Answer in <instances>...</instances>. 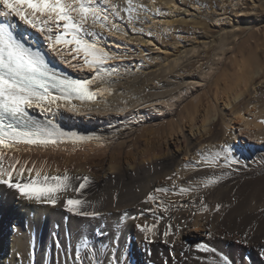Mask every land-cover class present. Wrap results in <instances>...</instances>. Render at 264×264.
Instances as JSON below:
<instances>
[{"label":"bare ground","instance_id":"1","mask_svg":"<svg viewBox=\"0 0 264 264\" xmlns=\"http://www.w3.org/2000/svg\"><path fill=\"white\" fill-rule=\"evenodd\" d=\"M172 1L175 0H167L171 8ZM254 1L257 3L254 13L237 24L239 29L232 27L219 39L210 41L216 46L207 53L221 57L229 54L231 65L230 69H224L211 79L209 94H198L195 99L179 106L182 95L193 91L196 85L176 76L182 73L184 67L190 66L191 61L180 66L178 63L195 52L198 45L193 44L182 45L177 51L165 54L140 53L139 56L146 60L129 67L127 75L122 78H112L111 66L108 65L110 61H107L104 67L111 72V76L100 88L102 93L114 90L107 101L103 99V94H98L88 101H61L58 110L56 105H52L53 111H42L35 106L26 109L34 120L51 122L65 132L85 136L94 134V137L75 143L64 139L47 146L19 145L5 149L8 155L18 157L21 163L28 161L29 167L34 163L42 174L63 175L67 170L73 178V187H78L82 178L87 176L92 186L79 194L71 190L58 194L61 203L53 207L26 201L14 190L0 185V264H30L37 232L41 233V229H50L55 224L64 228L67 218L75 232V236L70 237L73 255L69 252L70 246L67 247L68 238L59 236L55 245L58 249L57 241L63 243V246L59 245L63 251L60 248L59 251L68 253H64L67 258L63 264H73L75 246L81 238H88L90 244L102 250L101 259L110 258L115 249L117 257L122 262L126 259L127 264H164L165 261L169 264H208L209 254L194 247L200 241L210 242L218 251L235 256L247 253L255 264L256 253L264 245V217L257 218V212L264 211V195L257 193L250 199L232 202L230 197L237 181L236 173L234 175L236 169L232 165L236 162L233 160L234 163L229 166L221 155L215 167H208L201 159L202 155L222 151L225 145H231L233 156L237 157L239 151L256 152L259 150L257 145L264 144V114L258 105L259 99L264 96V0ZM153 8L154 2L144 9L149 13ZM125 14L129 15L128 12ZM138 16L142 13L138 12L136 18ZM0 22H5V18L0 17ZM12 23L26 46L40 50L50 67L73 78H91L94 74V70L89 71L87 67L83 70L69 67L47 48L35 30L25 27L18 19ZM100 41V47L111 55L116 48V37L103 33ZM219 64L220 61L209 60L199 76L211 77ZM168 69L171 71L167 72ZM137 79L138 82L130 83V80ZM92 87L95 89L96 85ZM70 108L73 110L69 111ZM85 110L92 112L84 117L78 114ZM122 112L127 113H124L126 116ZM155 114L160 117L156 124L148 121ZM86 118L94 127L72 123V119L80 123ZM242 162L256 164L250 158ZM256 167L264 170L263 162L260 161ZM132 171H135V176ZM117 174L122 178L121 182L117 181ZM126 175L130 176L128 185ZM215 177L221 179L204 187L208 178ZM124 186H127V192L124 197H119V191L122 192ZM155 189L164 191L154 193ZM181 189L189 191L182 193ZM149 193H154L157 198L148 201ZM67 196L91 201L104 215L90 219L68 213L62 207ZM217 205L220 207L217 208ZM125 213L137 219L121 223L120 218ZM160 216L163 219L157 224ZM101 221H107V226L101 224L99 227ZM90 224L95 228H91ZM136 224H157L155 242H145L144 234L135 227ZM121 225L125 227L124 232L130 241L126 251L119 247L125 237V234L117 233L121 229L116 231ZM169 225L174 226L170 236L172 243L165 244L160 233ZM109 228L114 229L113 232ZM57 229L61 230V227L57 225ZM207 231H212L215 236L207 237ZM245 232L249 234L250 246L237 245L234 241ZM173 252L175 260L172 259ZM181 252L183 256H180ZM61 256L53 251V264H62L59 263Z\"/></svg>","mask_w":264,"mask_h":264},{"label":"snow or ice","instance_id":"2","mask_svg":"<svg viewBox=\"0 0 264 264\" xmlns=\"http://www.w3.org/2000/svg\"><path fill=\"white\" fill-rule=\"evenodd\" d=\"M135 7L133 0H127L124 11L129 13V22L134 18L132 13ZM109 9L119 16V5L112 0H0V17L5 18V22H0V185L14 190L26 201L55 207L61 203L58 194L70 190L79 194L91 182L90 178L85 176L78 187H73V178L67 174V170L63 175L42 174L34 163L29 167L28 161L21 163L18 157L9 156L5 149L10 150L19 145H55L64 139L75 143L94 137V134L85 136L65 132L51 122L34 120L26 109L35 106L42 111H53L52 105H56L58 110L61 101H88L95 99L98 94H103L100 88L111 76V72L104 66L114 57L105 48L100 47V37L104 32L114 35L116 31H121L109 20ZM14 19L35 30L43 38L47 48L69 67L77 70L87 67L89 71L94 70V74L91 78H73L50 67L40 50L26 46L16 34V27L12 23ZM95 25H99L102 31H97ZM90 37L94 39H89ZM73 60L77 62L72 63ZM93 85H96L95 89ZM71 110L73 109L70 108L69 111ZM233 152L231 145H225L222 151L202 155L201 159L206 166L215 167L217 160L223 155L230 166L235 159ZM220 179L221 177L208 178L204 187L217 183ZM162 191L164 189H155L154 193ZM186 191L189 189H181L182 193ZM154 193H149L146 199L154 201L157 198ZM62 207L78 217L98 219L104 215L91 201L72 196L63 199ZM219 207L220 205H217V208ZM149 211L156 215L155 211ZM164 211L167 212L168 209L165 208ZM127 219L135 220L137 217H128L125 213L120 218L121 223ZM161 219L163 216L158 217L157 224ZM157 224H136L135 227L144 234V241L151 244L157 238ZM173 227L169 225L160 233L165 244L172 243L170 236L173 235ZM205 235L209 238L215 236L212 231H207ZM234 242L237 245L250 246L248 232ZM57 246L59 247V241ZM194 247L209 254L208 264H254L249 254L235 256L224 253L218 251L210 242L200 241L195 243ZM74 251L73 264H85L86 258L88 264H127L126 259L122 262L121 258L117 257L115 249L110 258L101 259L102 250L90 244L88 238H81ZM148 254L151 255V252ZM183 255L181 252L180 256ZM175 258L176 254L173 252L172 259ZM256 258L255 264H264V245L260 246ZM164 264L169 262L165 261Z\"/></svg>","mask_w":264,"mask_h":264},{"label":"rangeland","instance_id":"3","mask_svg":"<svg viewBox=\"0 0 264 264\" xmlns=\"http://www.w3.org/2000/svg\"><path fill=\"white\" fill-rule=\"evenodd\" d=\"M112 2L119 5L120 14L119 16H116L109 9V20L112 23H115L118 28L123 31H116L114 34V36L116 37V48L114 49V51H112L111 54L114 58L112 60H109L110 62L108 64L109 66H111V68L109 67V70L112 72V78H122L127 75L129 67L135 66L140 62H144L146 59L142 56H139L140 53H142L143 55H148L149 52L165 54L168 52L177 51V49L182 48V45H198L195 52L187 55L186 58H182L178 63V66H180L186 61H191L190 66L187 68L184 67L182 73H179L176 76L178 78H184L190 82H195L194 84H196L193 91L188 92L184 96L182 95L179 106L188 100L190 101L192 99H195L196 96H199L201 94L203 95L204 93L209 94V82L211 81V79H213V77H215L217 74L222 73L224 69H230L231 59L230 57H228L229 54L221 57L218 55L213 56L210 52L207 53L208 50L210 51L214 48V46H216V43L210 41L215 38L219 39L221 34L232 30V27H235L234 29H239V26H237V24H239L241 21L244 22L245 20L243 19L247 15L253 14L254 8L257 6V3L254 0H175L171 2V4L173 5V7L171 8L167 3V0H154V8L150 10L149 13H147V10H145L144 8L153 3V0H133V3L134 5H136V7L135 11L132 13V16L134 18L131 22H129V15H126V11H124V9L126 8L125 4L127 3V0H112ZM141 3H144L145 5ZM141 5L144 8L140 7ZM157 9L159 11H157ZM138 12L142 13V16H138L136 18V14ZM94 27L96 30L99 29L100 31H102L99 28V25H95ZM204 41L208 43L205 44ZM199 54L201 55L198 56ZM209 60L220 61L218 69H216L217 71L215 70L214 72H212L211 77L209 78L199 76V73L206 69V65ZM160 71L161 70H159V72ZM170 71L171 70L169 69L167 70V72ZM183 75L185 76L183 77ZM138 81L139 79L135 81L130 80V83L133 84L134 82ZM113 94L114 90L110 91L109 93H106L104 91L102 97L105 101H107L111 96H113ZM258 105L263 109L262 112L264 114V96L259 99ZM90 111L91 110L80 111L78 112V114H83L82 116L84 117L86 114L92 112ZM124 113L122 112V114ZM125 114L124 116H126ZM164 116L166 118L169 117L168 115ZM159 118L160 117L155 114L154 116L150 117L148 121L156 124L157 122L159 123ZM215 120H217L216 117ZM72 123H76L78 124V126L84 125L85 127L87 124L92 125L90 120H88L87 118L80 123H77L75 119H72ZM90 125H87V127L89 126L90 128ZM92 126L91 128L94 127ZM217 128L218 126L215 130H217ZM110 131L112 133L114 132V130ZM257 148L259 150L252 153L239 151L237 152V157H235L234 159V161L238 163V165H235L236 163L232 165V168L236 169L234 175L236 173L235 176H237L235 191L230 197V200L234 203L243 201L245 199H250L254 194L257 193L264 195V170L260 171L258 167H256V164L260 163V161H262L264 165V144L257 145ZM249 158L250 161L256 164L247 165V163L245 164L242 162H245V160H249ZM234 161L232 163H234ZM132 174H134L135 176V171H132ZM128 176L129 175H126L125 177L127 185L128 181L130 180V176ZM117 181H122V178L118 174ZM91 186L92 185L89 183L86 188L89 189L91 188ZM126 187L127 186H124L122 192L119 191V197H124L125 192H127ZM263 217L264 211L257 212L258 220L263 219ZM102 222L103 221L99 222V227H101V224L103 226H107V221H104L103 223ZM57 225L61 227V230L57 229ZM64 226L65 227L62 228L60 224H55V226H52L50 229H41V233L37 232V234L34 236V247L31 248L30 261L32 263L30 262V264H53L54 262L51 257L53 251L59 252L60 256L62 255L61 259L62 261H64H59V263L63 264L66 257L64 253L66 252L64 251L62 252V254L61 251H59V248L60 246H63V243L59 242L60 246L58 249L55 246L56 240L59 236L68 238L67 247L70 246V250L69 248L68 250L73 255L70 245V237L75 236V232L73 231L72 227L69 226V218L65 220ZM92 226L95 228L94 225L90 224L91 228H93ZM119 227L120 226L116 228V231L118 229L121 230H118L117 233L119 235L125 234V237H123L124 240H122L120 244L121 246L119 247L120 249L126 251V249H128L129 247L130 241L129 239H127V233L124 232L125 227H122V225L121 228ZM55 230L59 231L55 232ZM109 230L110 232H113L114 229L109 228ZM35 250L38 254L35 252ZM85 264H88V260L85 261Z\"/></svg>","mask_w":264,"mask_h":264},{"label":"water","instance_id":"4","mask_svg":"<svg viewBox=\"0 0 264 264\" xmlns=\"http://www.w3.org/2000/svg\"><path fill=\"white\" fill-rule=\"evenodd\" d=\"M77 75V73H75Z\"/></svg>","mask_w":264,"mask_h":264}]
</instances>
